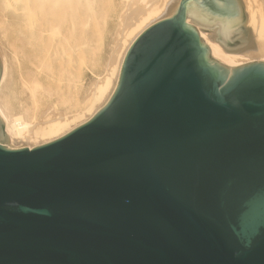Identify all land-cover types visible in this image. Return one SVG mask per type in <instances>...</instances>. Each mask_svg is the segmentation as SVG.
I'll list each match as a JSON object with an SVG mask.
<instances>
[{
  "label": "water",
  "instance_id": "obj_1",
  "mask_svg": "<svg viewBox=\"0 0 264 264\" xmlns=\"http://www.w3.org/2000/svg\"><path fill=\"white\" fill-rule=\"evenodd\" d=\"M188 18L264 57L241 0H170L87 121L14 147L0 118V264H264V62Z\"/></svg>",
  "mask_w": 264,
  "mask_h": 264
},
{
  "label": "bare ground",
  "instance_id": "obj_2",
  "mask_svg": "<svg viewBox=\"0 0 264 264\" xmlns=\"http://www.w3.org/2000/svg\"><path fill=\"white\" fill-rule=\"evenodd\" d=\"M169 1L121 0L119 24L105 73L100 78L95 76L98 80L91 84V90L88 88L90 92L87 97L84 95L82 102L76 101L75 112L64 115L54 110L57 107L53 106L52 97H57V102L68 103L66 106L74 102L72 90L76 91L80 83L76 69L85 65L86 54L92 55L99 50L113 0H0V118L11 145L36 146L40 140L49 142L73 130L69 129L76 121L91 115L109 96L130 40L151 18L161 14ZM241 1L248 13L246 24L252 27L254 37L264 50V0ZM190 21L191 18L186 19L185 24L196 26ZM91 33L98 39L96 45L89 40ZM199 33L208 42L212 58L227 67H239L251 59L264 62V57L229 54L212 43L200 29ZM8 52L18 65L19 82L23 92L29 95L26 97L30 99V105L19 101L9 87L15 76L12 74L11 77L10 71L16 65L10 70ZM76 54L79 56L74 61ZM24 61L31 65L30 68H24ZM55 77L58 83H65L66 91L61 85L52 89Z\"/></svg>",
  "mask_w": 264,
  "mask_h": 264
},
{
  "label": "rangeland",
  "instance_id": "obj_3",
  "mask_svg": "<svg viewBox=\"0 0 264 264\" xmlns=\"http://www.w3.org/2000/svg\"><path fill=\"white\" fill-rule=\"evenodd\" d=\"M118 1V2H117ZM112 8H110V10L108 11V14H107V19H106V23H105V26H104V30H103V34H102V39H101V46L99 48V50H97L94 54H86V61H85V65H81V68L79 69H76L79 71V76H80V83H79V86H78V89L75 91V89L72 90V94L74 97V102L71 104H69L70 106H66L68 105V103H63V102H57L58 98L57 97H52V103H53V106L57 108H54V110L56 109V111L58 113H61V114H69L70 115L72 114L71 111L75 112V103L76 101H83L85 97H87L91 90V87L94 83V81L96 82L98 80V78L100 77H103L104 73H105V64H107V62L109 61L108 58H110L111 54H112V50H113V46H114V41H115V32H116V29L118 27V16H119V13L121 11V0H113L112 2ZM247 28H250L252 29V27H250L248 24H245ZM195 29L198 31L199 33V28L197 26H194ZM252 33H253V30H252ZM111 34V35H110ZM200 37L202 38L203 42L205 45L208 44L207 41H205V37L202 36L200 33H199ZM254 35V33H253ZM110 36V37H109ZM114 38V39H113ZM104 39V40H103ZM256 39V38H255ZM89 40L91 42H93L94 45H96L98 43V39L95 38L92 33L89 35ZM257 41V40H256ZM107 42V43H106ZM209 47V44L207 45ZM210 49V47H209ZM100 51V52H99ZM104 53V54H102ZM211 53V52H210ZM100 54V56H99ZM78 54H76L74 57H73V60H77L78 59ZM10 57L13 58L12 54L10 55V52H8V58H9V68L11 70V66H14V64L16 66H14L12 69L14 70H11V71H14L13 73L10 71V74H11V77L13 76L12 74H14L15 76L12 77L11 79V82L9 83V87H11V91L12 92H15L16 93V96H17V99L25 104H28L30 105V99H28L27 97H29V95L25 92H23V89L21 88V85H20V82H19V71L17 70L18 69V65L16 64V61L13 59H11ZM212 57V55H211ZM214 59V58H213ZM12 60V62H11ZM252 62H259L258 59H251L245 63H243L244 65L245 64H248V63H252ZM11 63V65H10ZM13 63V64H12ZM22 64L24 65V68H30V64L26 61L22 62ZM57 67V66H56ZM103 68V69H102ZM102 69V70H101ZM90 70V71H89ZM104 70V71H103ZM103 72V73H102ZM100 75V76H99ZM97 76V77H95ZM56 79L54 80V82H52V89L56 88L58 85H61L63 86V90L66 91L65 87H64V82H62L61 84L58 83L57 81V77H55ZM88 84V85H87ZM92 84V85H91ZM85 85V86H84ZM91 85V86H90ZM83 86L85 88H83ZM90 87V90L88 92V88ZM83 88V89H82ZM22 89V90H21ZM84 91V92H83ZM5 92H7V90H5ZM21 93V95H20ZM83 94V95H81ZM80 95V96H79ZM85 95V97H84ZM87 95V96H86ZM25 96V97H24ZM27 96V97H26ZM78 96V97H77ZM23 97V98H22ZM55 98V99H53ZM79 98V99H78ZM56 100V101H55ZM25 101V102H24ZM56 103V104H55ZM104 102H102L103 104ZM100 103V105L97 106L96 109H94L90 114L91 115H87V117H83L82 119L76 121L75 123H73L71 125V129H74L76 128L77 126H79L82 122H85L86 120H88L95 112L96 110L102 105ZM63 108V109H62ZM73 108V109H70ZM55 111V112H56ZM69 112V113H68ZM79 122V123H78ZM44 142V140H40L38 141L36 144H42ZM11 145V143H10Z\"/></svg>",
  "mask_w": 264,
  "mask_h": 264
}]
</instances>
